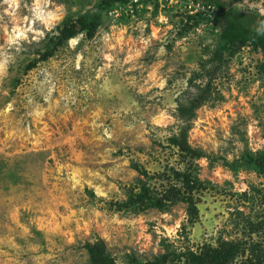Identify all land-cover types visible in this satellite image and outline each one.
<instances>
[{
    "label": "rangeland",
    "instance_id": "374dc122",
    "mask_svg": "<svg viewBox=\"0 0 264 264\" xmlns=\"http://www.w3.org/2000/svg\"><path fill=\"white\" fill-rule=\"evenodd\" d=\"M223 1L245 25L264 22V0ZM103 2L0 0V264H90L99 240L118 264L223 241L243 246L234 264L264 253L263 53L230 57L217 11L193 25L161 3L139 21L103 13L95 36L56 46ZM183 130L200 158L172 144ZM144 185L182 191L162 209L125 208Z\"/></svg>",
    "mask_w": 264,
    "mask_h": 264
},
{
    "label": "trees",
    "instance_id": "16d2710c",
    "mask_svg": "<svg viewBox=\"0 0 264 264\" xmlns=\"http://www.w3.org/2000/svg\"><path fill=\"white\" fill-rule=\"evenodd\" d=\"M127 0H104L101 7L100 15L93 18L81 17L76 22H69L61 30V34L58 37V43L56 46L63 45L76 36L87 33L90 37L95 36L99 24L102 23V14L112 10L114 7L120 4L126 3ZM201 2L207 6H214L219 13L218 20L222 25V32L220 33L221 47L223 50H230V57H235L243 48L253 47L256 51H260L264 56V22L253 21V25H245L238 14L232 15L230 13L229 6L223 0H194ZM243 16V15H241ZM189 22H193L196 25L198 21H210V19L204 16L188 17ZM222 50V49H221ZM222 50V51H223ZM215 60H221V57L217 56ZM264 70V63L261 66ZM213 73H210L212 76ZM207 100V95L202 94L196 99L190 102L189 106L182 107L180 113L184 118H190L194 116L195 111L200 108ZM172 144L180 149L183 153L194 158H200L202 155L195 151L188 141V132L183 130L178 137L171 140ZM256 166L263 173L264 172V155L256 161ZM176 177L182 180L184 189L189 193H193L197 189V181L192 178L191 174L176 172ZM172 186L163 197L157 198L154 196L150 189L145 185L142 186L139 193H132L129 197V201L124 205L127 209L147 210L150 208L162 209L165 207L166 202L171 200L172 194L178 191L174 195L175 199H178L181 194V189ZM188 203L190 204V210L192 213L197 212L195 203L192 197H189ZM255 230V229H254ZM257 230V229H256ZM255 246V245H254ZM242 245L240 243L233 242H221L218 247L210 245L204 246L203 251L199 254L194 251H188L186 253H167L160 257H157L154 261L147 264H234L237 256L242 252ZM89 257L90 264H118L116 259L108 252L107 244L104 240H99L94 244H87L85 246ZM251 257L245 259L240 264H264V253H262L260 247L252 246ZM183 262V263H182Z\"/></svg>",
    "mask_w": 264,
    "mask_h": 264
},
{
    "label": "built area",
    "instance_id": "2783aa9c",
    "mask_svg": "<svg viewBox=\"0 0 264 264\" xmlns=\"http://www.w3.org/2000/svg\"><path fill=\"white\" fill-rule=\"evenodd\" d=\"M162 4V9L181 10L185 16L199 17L204 16L208 19L216 17V8L207 6L194 0H127L126 3L117 5L112 10L107 11V18L113 22L122 23L123 21H139L145 12L152 10L156 4ZM153 4V5H152ZM162 22L168 21L167 16L161 14Z\"/></svg>",
    "mask_w": 264,
    "mask_h": 264
}]
</instances>
